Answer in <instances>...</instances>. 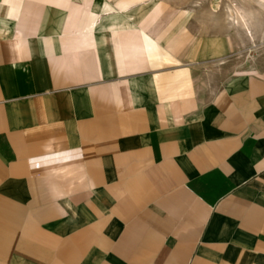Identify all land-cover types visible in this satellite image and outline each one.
Returning a JSON list of instances; mask_svg holds the SVG:
<instances>
[{"label": "crops", "instance_id": "1", "mask_svg": "<svg viewBox=\"0 0 264 264\" xmlns=\"http://www.w3.org/2000/svg\"><path fill=\"white\" fill-rule=\"evenodd\" d=\"M132 11L0 0V264H264V75L178 79Z\"/></svg>", "mask_w": 264, "mask_h": 264}, {"label": "rangeland", "instance_id": "2", "mask_svg": "<svg viewBox=\"0 0 264 264\" xmlns=\"http://www.w3.org/2000/svg\"><path fill=\"white\" fill-rule=\"evenodd\" d=\"M134 7L135 28L151 12L150 30L167 59L201 90L240 73L264 75V0H112Z\"/></svg>", "mask_w": 264, "mask_h": 264}]
</instances>
